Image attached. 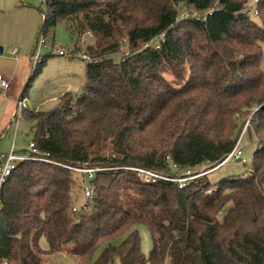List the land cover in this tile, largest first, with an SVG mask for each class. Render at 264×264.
Instances as JSON below:
<instances>
[{"label": "trees", "instance_id": "16d2710c", "mask_svg": "<svg viewBox=\"0 0 264 264\" xmlns=\"http://www.w3.org/2000/svg\"><path fill=\"white\" fill-rule=\"evenodd\" d=\"M251 1L42 0L39 35L64 24L72 52L90 61L78 92L22 114L55 164L21 162L6 183L0 264L63 251L79 264H264V0L254 9ZM87 33L95 41L84 46ZM162 35L159 49L144 47ZM248 119L245 134L257 141L250 174L211 184L208 172ZM83 164L102 170L76 214L87 178L65 166ZM126 167L197 177L183 187L146 183ZM137 225L151 235L149 257Z\"/></svg>", "mask_w": 264, "mask_h": 264}, {"label": "rangeland", "instance_id": "374dc122", "mask_svg": "<svg viewBox=\"0 0 264 264\" xmlns=\"http://www.w3.org/2000/svg\"><path fill=\"white\" fill-rule=\"evenodd\" d=\"M250 6L252 9L255 8L254 0L251 1ZM45 11L46 6L42 3V0H0V49L3 50L2 55H0V69L3 68L7 70L15 68L23 57L27 55L30 48L34 47L39 36V30L43 24ZM192 15L193 14H190L189 10L181 9L180 11V18H189ZM197 15L198 14H194V17H197ZM252 18L255 19L256 17L252 15ZM45 40L47 48H43L41 55L46 61L40 69L38 67L34 72L32 70L30 72L29 69L28 77L20 87L19 93L25 92L23 96L29 108L33 106V110L39 108L48 111L57 106L58 102L54 103L48 100L53 96H57L60 92L61 95L63 94L65 90L64 87L68 86L70 81L69 77L67 78L68 75L75 74L73 77L76 78L71 77V79H74V83L71 84L70 90L74 92L80 90L81 83L77 80H79L80 76L83 74L86 60L84 61L82 57L84 56L83 54H74L72 52L74 44L71 41L65 25L62 23L58 24L53 30H50L48 34L45 35ZM94 41V37H83L84 46L94 43ZM13 50L18 51L16 55L18 63L13 60ZM59 51H64L66 55H59ZM126 51L127 48L123 45L121 47V52ZM70 55H72V57H69ZM119 57L120 55L117 54L114 56V59L118 60ZM261 69L264 71V45ZM43 102L45 103L43 104ZM39 104H41L40 107H36V105ZM7 105L8 103L4 101L3 94H0V107H3L0 111V155L8 153L13 145L16 151L27 149L29 143L34 139L31 123L23 118L17 121L13 116L8 117L7 107L9 108V106ZM253 137H250V135L246 133L242 140V151L246 163L232 159L218 168L209 171L207 175L211 184L218 183L228 177H244L250 174L252 157L257 144L256 139ZM182 175H184V173H182ZM78 177L80 181L85 180L81 176ZM87 184L88 181L85 180L84 183L82 182L81 187L75 190L74 198L76 207H81L87 202L84 196V188ZM133 230L138 231L141 237L142 251L146 257H149L153 249V242L148 229L144 225H137ZM124 237L125 236L114 241L113 244H119ZM39 244L43 250L48 249V242L45 237L40 239ZM103 248L104 246L98 250L96 257ZM33 264L79 263L68 255L58 253L54 255H39ZM89 264H95V260Z\"/></svg>", "mask_w": 264, "mask_h": 264}, {"label": "built area", "instance_id": "2783aa9c", "mask_svg": "<svg viewBox=\"0 0 264 264\" xmlns=\"http://www.w3.org/2000/svg\"><path fill=\"white\" fill-rule=\"evenodd\" d=\"M254 13L257 14L256 11ZM85 36H87L88 38H93L91 33H87ZM161 39H163V35L162 37H160V39H157L154 42H150L146 44L144 47L147 48L151 46V44H153L156 46V49H159V41ZM43 48H47L46 40H45V36L43 34H40L38 36L35 49L31 57L32 71H34V69L38 67L44 60L41 55ZM58 54L62 56L66 55L64 51H59ZM16 55H17V50H13L12 56L14 57L15 60L17 59ZM69 57H72V55H70ZM82 57L84 60L90 61L87 56H82ZM9 88H10V81L4 78V76L0 74V92L8 90ZM28 109H29V106L27 105L26 100L20 99L17 103V107L14 113V118H16L18 121L22 117L23 112ZM249 127H251L250 122L249 120H247L244 130L240 134L236 142V145L234 146L232 151L225 157V159L219 166L223 165L224 163L232 159L241 161L242 163H246V159L244 158V153L242 151V140L245 136L246 129ZM49 158H50L49 153H44V152L39 151L33 141L29 143V146L27 149L16 151L13 145L11 150L8 153L0 155V209L2 205L3 189L6 183L8 182L9 178L12 176L14 171L17 169V166L19 165V163L24 162V161H37V162H48V163L55 164ZM65 167L78 174L84 175L87 178L88 184L84 188V196L86 197L87 200L91 199L94 196V189L90 181L93 179L94 174L98 171H101L102 169L91 168V167H88L87 164H83L80 167H71V166H65ZM125 169L138 172V175L146 183H155L158 180H165V181H171V182L175 181L180 184V187L185 186L189 180L197 177V176H191L190 172H185L184 175H182L179 178H171V177L164 176L162 174H158V173H154V172L146 171L142 169H134V168H127V167ZM251 170H252V166L250 168V171ZM73 211L77 214L80 211V207H74ZM3 264H7V263L5 262Z\"/></svg>", "mask_w": 264, "mask_h": 264}, {"label": "crops", "instance_id": "0c3cea01", "mask_svg": "<svg viewBox=\"0 0 264 264\" xmlns=\"http://www.w3.org/2000/svg\"><path fill=\"white\" fill-rule=\"evenodd\" d=\"M39 32H40V30H39ZM39 34V33H38ZM36 42H37V40H36ZM35 45L36 44H34V49H35ZM33 48H30V53L28 52L27 53V55L25 56V57H23V59L18 63V59H13L16 63H18V65H16V67L15 68H11V69H3V68H1L0 69V74L1 75H3L4 76V78H6L7 80H9L10 81V88L8 89V90H5V91H2V92H0V94H3V97H4V101L6 102V103H8V105L7 106H9V108L7 107V109H8V113H7V111H6V113H7V115H8V117H14V113H15V110H16V107H17V103H18V101L20 100V99H23L24 98V91L20 94L19 93V89H20V87L23 85V83H24V81L26 80V78L28 77V73H29V69H30V72H31V70H32V66H31V57H32V55H33V52L32 51H34L33 50ZM2 50V49H1ZM2 53H3V50H2V52H1V54L0 55H2ZM17 53H18V51H17ZM46 61V60H45ZM38 67H36L35 69H34V71L37 69ZM33 71V72H34ZM73 76H75V74H73V75H68L67 76V78L69 77V83H68V86H65L64 87V92H63V94L65 93V92H69V91H72V90H70V88H71V84H73L74 82V79H71V77H73ZM84 76H85V64H84V69H83V74L80 76V78H79V80H77V81H80V85H81V87H82V85L84 84V82H85V80H84ZM73 78H75V77H73ZM76 79V78H75ZM80 87V88H81ZM62 94V95H63ZM61 95V92H60V94H58L57 96H53L51 99H49L48 101H52V102H58V100H59V98L62 96ZM24 100H25V98H24ZM45 102H43V104H44ZM40 105L41 104H39V105H36V107H40ZM33 108V106L32 107H30L28 110H33L32 109ZM3 109V107H0V111ZM35 111H47V110H41V109H39V108H36V109H34ZM9 119V118H8ZM11 119V118H10ZM21 119V118H20ZM19 119V120H20ZM18 120V121H19ZM18 124V123H17ZM16 136V135H15ZM0 137H1V135H0ZM65 254V255H67V253L65 252V251H63V252H59V254ZM58 254V253H57ZM54 255V254H53ZM39 256V255H38ZM37 256V257H38Z\"/></svg>", "mask_w": 264, "mask_h": 264}, {"label": "water", "instance_id": "95a60500", "mask_svg": "<svg viewBox=\"0 0 264 264\" xmlns=\"http://www.w3.org/2000/svg\"><path fill=\"white\" fill-rule=\"evenodd\" d=\"M2 50L0 49V54H1Z\"/></svg>", "mask_w": 264, "mask_h": 264}]
</instances>
